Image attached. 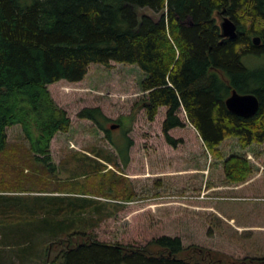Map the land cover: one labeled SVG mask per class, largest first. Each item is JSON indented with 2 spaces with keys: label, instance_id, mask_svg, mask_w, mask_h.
<instances>
[{
  "label": "trees",
  "instance_id": "1",
  "mask_svg": "<svg viewBox=\"0 0 264 264\" xmlns=\"http://www.w3.org/2000/svg\"><path fill=\"white\" fill-rule=\"evenodd\" d=\"M141 8L161 14L154 19ZM217 12L235 22L234 38L220 35ZM249 56L264 57V0H0V264H11L2 256L13 245L28 247L15 258L26 262L32 254L43 255L46 264H264V258L184 246L179 235L161 234L144 244L98 239L94 228L116 210L94 196L130 200L134 192L123 175L99 164L86 177L92 175L96 190L71 180L53 190L58 194H48L40 183L35 189L26 185L25 161L7 149V130L18 125L36 169L55 172L50 141L68 131L71 118L48 85L81 81L90 64L111 62L144 72L142 107L150 121L166 107L162 132L169 144L176 140L168 131L185 125L180 109L215 157L221 158L218 145L229 137L242 148L264 143V64L249 66ZM233 89L255 94L259 106L252 116L228 110L225 99ZM77 116L97 124L119 149L122 163L128 162L127 144L111 138L99 107H83ZM11 172L18 180L9 181ZM223 172L227 180L242 182L252 166L245 156L231 154Z\"/></svg>",
  "mask_w": 264,
  "mask_h": 264
},
{
  "label": "rangeland",
  "instance_id": "2",
  "mask_svg": "<svg viewBox=\"0 0 264 264\" xmlns=\"http://www.w3.org/2000/svg\"><path fill=\"white\" fill-rule=\"evenodd\" d=\"M140 11L154 19L161 14L147 8ZM215 18L219 24L217 13ZM244 61L255 66L264 64V57L249 56ZM143 76L144 72L134 64L92 63L83 80H60L48 85L55 103L70 116L71 124L67 132L56 133L50 141V155L56 166L53 173L43 167L36 169L21 128H8L7 149L25 161L22 168L28 179L26 185L35 189L40 183L44 190H51L48 194L56 195L53 190L78 180L81 189L96 190L92 175L99 171V164H105L104 170L124 176L134 195L130 200L94 196L116 210L114 216L94 228L98 239L144 244L161 234L179 235L184 246L196 244L237 259L264 258V143L242 148L237 138L229 137L218 145L221 158L215 157L180 109L178 114L185 125L168 131L176 140L175 146L169 144L162 132L166 107L159 108L153 121L148 120L142 107L141 99L146 94L141 88ZM83 107H99L109 119L103 121V126L109 129L111 138L128 146L126 164L97 124L77 116ZM111 124L117 126L110 128ZM231 154L245 156L252 166V172L242 182H231L224 175L223 161ZM105 156L114 158L118 166L104 160ZM13 175L11 172L7 176L9 181L18 180ZM122 185L124 189L123 183L118 187ZM46 246L44 242L38 248ZM27 248L13 245L12 250L1 251L2 260L11 264H46L43 255L32 254L26 262L15 258Z\"/></svg>",
  "mask_w": 264,
  "mask_h": 264
},
{
  "label": "water",
  "instance_id": "3",
  "mask_svg": "<svg viewBox=\"0 0 264 264\" xmlns=\"http://www.w3.org/2000/svg\"><path fill=\"white\" fill-rule=\"evenodd\" d=\"M219 15V29L220 35L224 38H234L236 36V24L228 16L222 12H217ZM254 43H258V37H254ZM225 104L228 110L232 113L241 116L249 117L252 116L258 109V99L253 93H239L235 89L231 91L229 96L225 99ZM117 124H111L110 128L116 127Z\"/></svg>",
  "mask_w": 264,
  "mask_h": 264
}]
</instances>
